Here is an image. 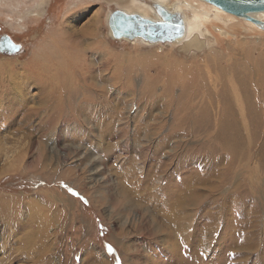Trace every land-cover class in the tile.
<instances>
[{
  "label": "rangeland",
  "instance_id": "rangeland-1",
  "mask_svg": "<svg viewBox=\"0 0 264 264\" xmlns=\"http://www.w3.org/2000/svg\"><path fill=\"white\" fill-rule=\"evenodd\" d=\"M117 1L0 0V264H264V33L116 40Z\"/></svg>",
  "mask_w": 264,
  "mask_h": 264
},
{
  "label": "bare ground",
  "instance_id": "bare-ground-1",
  "mask_svg": "<svg viewBox=\"0 0 264 264\" xmlns=\"http://www.w3.org/2000/svg\"><path fill=\"white\" fill-rule=\"evenodd\" d=\"M149 1L157 4V7H155L157 8L156 10L151 5H146L140 2H136L135 0H129L127 2L118 0L116 2V5H119L121 11L126 15H137L151 22H167L170 21L174 16H176V13L178 14L180 13L181 20L184 26V32L183 35L174 39L173 44L181 43L182 44L181 50L183 49L188 50L192 46L196 47L197 45L200 46L205 45L204 44L205 41L203 40L204 36L210 34L211 31H217L221 35L223 33H226L225 31L226 29H228V27L226 26L230 22L238 23L239 27L242 28L244 27L258 33H264L262 29L255 26L251 21L239 19L201 0H190V2L188 0H173L174 2L172 4H169L170 0H149ZM42 2H41L42 5L40 6H43L44 3ZM192 3H196L197 8H194ZM250 17L252 19L264 23V12L250 14ZM107 25L109 29V36L111 38L116 40H121V39H126L128 37L126 32L120 29L118 25L114 23V21H112L110 18L108 19ZM44 70L45 68H43L42 65L35 68L34 71L32 72V78L35 79L40 78L43 75ZM63 94H65V92H63ZM79 95H80L79 93L63 95L61 98L58 99V101L56 100L53 101V104H55V108H54V112L51 111L53 112V116H49L50 119L48 120L47 125L51 126L55 124L56 122L59 121L60 118L65 119L63 114L66 108L68 110L69 109L74 110V116L71 115L67 116L68 118L66 120L68 121L74 120L76 118V114H78L77 111H79L81 108H86V109L96 108V105L95 106L90 105L86 101L85 103L82 102V100L79 99ZM74 105H76L75 108ZM107 106L109 107V105ZM7 112L11 113V111H7ZM26 225L29 229L26 231L25 235H21L20 238L18 239V242L21 246L20 248L21 249L35 248L37 249L38 254H40L44 248L45 239L43 237V234L45 232L46 226L41 223L37 224L34 222V220L33 222H29Z\"/></svg>",
  "mask_w": 264,
  "mask_h": 264
},
{
  "label": "water",
  "instance_id": "water-1",
  "mask_svg": "<svg viewBox=\"0 0 264 264\" xmlns=\"http://www.w3.org/2000/svg\"><path fill=\"white\" fill-rule=\"evenodd\" d=\"M207 4L233 15L239 19L251 21L264 31V23L250 17V14L264 12V0H201ZM110 19L126 32L128 37H143L152 41H174L183 35L184 26L181 17L174 16L167 22H151L137 15H126L122 11L115 12ZM18 46L8 38L0 40L2 54H14Z\"/></svg>",
  "mask_w": 264,
  "mask_h": 264
},
{
  "label": "flooded vegetation",
  "instance_id": "flooded-vegetation-1",
  "mask_svg": "<svg viewBox=\"0 0 264 264\" xmlns=\"http://www.w3.org/2000/svg\"><path fill=\"white\" fill-rule=\"evenodd\" d=\"M5 37L8 38L12 44L18 46V50L15 52V53H17V52L20 50V46H19V44L16 43V42H14V41H13L9 36H7V35H2V36L0 37V40L3 39V38H5ZM0 53H2V52L0 51ZM5 55H10V54H5Z\"/></svg>",
  "mask_w": 264,
  "mask_h": 264
},
{
  "label": "snow or ice",
  "instance_id": "snow-or-ice-1",
  "mask_svg": "<svg viewBox=\"0 0 264 264\" xmlns=\"http://www.w3.org/2000/svg\"><path fill=\"white\" fill-rule=\"evenodd\" d=\"M109 251H111V249H109Z\"/></svg>",
  "mask_w": 264,
  "mask_h": 264
}]
</instances>
